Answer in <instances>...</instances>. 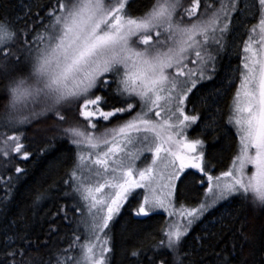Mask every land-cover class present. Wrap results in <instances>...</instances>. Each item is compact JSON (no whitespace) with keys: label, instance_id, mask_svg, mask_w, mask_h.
<instances>
[{"label":"snow or ice","instance_id":"snow-or-ice-1","mask_svg":"<svg viewBox=\"0 0 264 264\" xmlns=\"http://www.w3.org/2000/svg\"><path fill=\"white\" fill-rule=\"evenodd\" d=\"M251 8L242 0H150L139 11L133 0H33L14 17L0 15V169L33 155L25 129L42 120L55 130L42 153L65 139L75 149L62 180L69 202L53 213L71 235L49 229L69 241L53 252L55 264H113L112 230L125 212L138 222L167 217L158 239L147 233L126 250L135 264H233L212 243L233 228L250 239L230 206L264 210V0ZM246 16L255 22L245 25L241 64L217 87L226 37ZM231 87L225 120L218 104ZM193 126L200 131L190 138ZM227 126L238 138L235 153L213 175L209 145ZM64 162L54 157L49 171ZM15 173L19 180L25 169ZM196 174L204 191L191 205L182 189ZM0 183L3 214L13 177ZM53 189L55 181L35 200ZM218 206L214 223L189 243L193 225ZM33 246L26 227L5 233L0 264H50L31 255Z\"/></svg>","mask_w":264,"mask_h":264},{"label":"trees","instance_id":"trees-1","mask_svg":"<svg viewBox=\"0 0 264 264\" xmlns=\"http://www.w3.org/2000/svg\"><path fill=\"white\" fill-rule=\"evenodd\" d=\"M32 2L33 0H0V15L14 17L20 13L22 5L26 6ZM38 2L47 3V0H38ZM242 2L249 5V11L253 10L251 5L255 0H242ZM149 3L150 0H133V9L139 11ZM33 11H35V8H33ZM254 22L255 20L250 16L234 22L231 32L226 37L228 38L227 47L222 52L219 60L218 73L215 78L217 87L220 86L221 81L226 80L227 76L233 73V70L240 66L243 55V42L248 38L245 25L250 27L251 23ZM234 83L238 84L239 81L236 80ZM234 91V87L227 88L218 104L221 111L225 113V120ZM50 123V120H42L26 127L25 131L28 137L26 143L30 145L28 150L33 155L26 161L17 158L9 168L0 169V178L13 177L14 185L7 210L0 214V252L3 251L5 233L26 227L28 238L34 245L31 249V255L39 256L44 260H49L50 264H55L53 252L67 247L69 242L68 239H58V236L71 235L68 224L61 218L54 217L53 213L57 212L60 205L69 202L64 198L66 189L62 185V180L67 178L64 175L65 171L72 167L75 149L65 139L55 141L54 146L48 152H41V149L49 144V137L55 135V130L48 127ZM199 131L200 128L195 126L190 136L196 137ZM216 135H219L220 139L210 143L207 159L217 170L224 171L230 166L238 138L235 135V129L231 126L221 127ZM61 154L65 162L58 170L49 171V161ZM16 166L25 169L24 175L19 180L14 178L17 175L15 173ZM54 181L59 190L47 191L44 198L36 201L37 192L46 191ZM187 183L188 180L182 189V199L185 198L184 193L189 194L188 190L190 188ZM198 189L200 197H196L191 205H195L203 196V187ZM5 195L4 185L0 183V198L5 197ZM230 207L239 211L240 220L244 225L243 231L250 239L244 240L237 229L233 228L230 232L225 231L223 234H218L212 240L213 245L216 246L217 250L224 248L226 251L231 252L233 264H264V210L258 207L241 205L238 202ZM223 210V206H218L210 215L206 214L207 219L204 220L203 224L198 222L190 231L189 243H191L193 236L201 232L202 227L209 225L210 221L214 223L213 217H218ZM21 218L23 219L22 224H12V221H19ZM165 219L166 215L160 213L154 215L151 219L138 222L130 218L128 213L125 212L112 230L115 243L113 264H135L134 260L129 259L126 250L138 246L137 241L147 233H152L158 239V229ZM237 227H239V224ZM50 228L58 229V236L57 234H51L49 232ZM50 236L51 238H49ZM233 245H235V248H233ZM26 255H29V253L26 252Z\"/></svg>","mask_w":264,"mask_h":264},{"label":"rangeland","instance_id":"rangeland-1","mask_svg":"<svg viewBox=\"0 0 264 264\" xmlns=\"http://www.w3.org/2000/svg\"><path fill=\"white\" fill-rule=\"evenodd\" d=\"M186 2H187V0H186ZM208 2L209 3H213L214 2V0H208ZM226 42H227V44H228V38H226ZM227 47V46H226ZM224 52V51H223ZM221 54H222V52L220 53V56H219V58H218V64H219V60H220V57H221ZM243 55H244V53H243ZM242 55V56H243ZM189 114H191V113H189ZM194 127L195 126H193L192 128H190L189 130H188V135H189V137L190 138H195V137H193V136H190V134H191V132H192V130L194 129ZM145 155L148 157V161L150 162V160H151V155L150 154H148V153H145ZM139 163V162H138ZM211 165V164H210ZM141 167H143L144 165L143 164H141L140 165ZM212 167H214V169H215V171L213 172V175H217V174H219V172H221V170H217L216 169V167L215 166H213V165H211ZM228 169V168H227ZM227 169H225L224 171H226ZM193 172H195V170H193ZM199 179H200V175L199 174H196V176H195V179L193 180V179H189L188 180V187L190 188L189 190H188V192H189V194H185L184 193V195H185V200H186V202L188 203V204H192L193 202L192 201H194L195 199H196V197L198 198V196H199V194H198V192H199V189L198 188H200V186L198 185V181H199ZM205 187H206V185H205ZM200 197V196H199ZM195 204V203H194ZM162 214H164V213H162ZM164 215H166V214H164ZM167 218V217H166ZM195 225H193V227H194ZM191 231V230H190Z\"/></svg>","mask_w":264,"mask_h":264}]
</instances>
